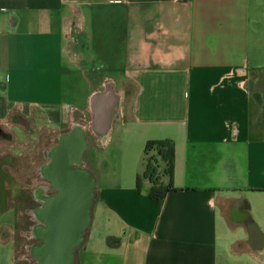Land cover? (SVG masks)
Listing matches in <instances>:
<instances>
[{
    "label": "crops",
    "instance_id": "crops-1",
    "mask_svg": "<svg viewBox=\"0 0 264 264\" xmlns=\"http://www.w3.org/2000/svg\"><path fill=\"white\" fill-rule=\"evenodd\" d=\"M1 126L53 143L29 197L56 151L64 167L83 148L71 167L94 198L71 264H264V0H0ZM164 140L177 191L156 200L145 147ZM4 160L0 264H42L41 216L10 236L21 188Z\"/></svg>",
    "mask_w": 264,
    "mask_h": 264
},
{
    "label": "water",
    "instance_id": "water-1",
    "mask_svg": "<svg viewBox=\"0 0 264 264\" xmlns=\"http://www.w3.org/2000/svg\"><path fill=\"white\" fill-rule=\"evenodd\" d=\"M53 160L54 163L57 162V159L54 157ZM71 162L72 160L68 159L64 167H59L62 169L61 172L59 171L61 174L59 176L62 179V191L66 193L64 196H74L75 201L73 203L76 204L77 210L76 208H72V206H67L70 202L69 200L64 202L65 206L61 205L57 217L59 224H55L49 233L52 239L41 251L38 250L40 253L48 247V250H51L54 264H67V260L72 258L73 251L82 241L83 232L87 228L90 219L91 199H89V195L93 177L88 172L82 173L84 175L81 176L78 170L72 169ZM85 212L87 215H85Z\"/></svg>",
    "mask_w": 264,
    "mask_h": 264
},
{
    "label": "rangeland",
    "instance_id": "rangeland-1",
    "mask_svg": "<svg viewBox=\"0 0 264 264\" xmlns=\"http://www.w3.org/2000/svg\"><path fill=\"white\" fill-rule=\"evenodd\" d=\"M35 133H32L28 129L15 128L11 132L5 130L4 127H0V151L7 154L3 158L9 165L8 170L13 173L14 181L13 186L21 188L20 196L29 199L28 193L25 191L26 185L29 183V169L36 161L38 163L46 161L44 158L46 148L51 147L53 143H29L30 138L35 137ZM38 138L44 139V135ZM46 146V147H45ZM36 153V154H35ZM94 156V148L86 154L88 160L92 161ZM13 206L16 207L15 221L12 224L14 229H11V237L17 239L18 243H23L24 236L28 235L30 227L29 219L26 215L21 214L19 208L25 205V201L22 198H15ZM18 209V210H17ZM15 210V209H14ZM22 235V236H21ZM29 247L21 246V252L23 255L29 253Z\"/></svg>",
    "mask_w": 264,
    "mask_h": 264
},
{
    "label": "trees",
    "instance_id": "trees-1",
    "mask_svg": "<svg viewBox=\"0 0 264 264\" xmlns=\"http://www.w3.org/2000/svg\"><path fill=\"white\" fill-rule=\"evenodd\" d=\"M175 148L169 140L151 141L145 147V169L142 178L150 183L146 194L151 199H164L169 193L176 192L173 187ZM166 180V181H165ZM139 192L143 191L138 181ZM117 242L114 238L108 239V244Z\"/></svg>",
    "mask_w": 264,
    "mask_h": 264
},
{
    "label": "flooded vegetation",
    "instance_id": "flooded-vegetation-1",
    "mask_svg": "<svg viewBox=\"0 0 264 264\" xmlns=\"http://www.w3.org/2000/svg\"><path fill=\"white\" fill-rule=\"evenodd\" d=\"M82 150L83 148L80 147V149H78L75 152L76 154L75 163L78 164L81 163L80 154ZM47 176L50 178V180L57 181V177L55 176L53 169L48 173ZM50 184H51V188L48 189L46 192H44V194L40 193L37 197H29V199L22 197L23 195L21 196L18 195L15 197V198H22L25 201V205H22L19 208V211L21 210L22 217L23 215H26L29 219V224L36 225L38 229L40 228V226H43L44 224L41 223V221L42 220L44 221V219L41 220L39 218L40 214L42 215L44 213L46 215V220H47V223L45 224L46 229L51 226L53 227L55 224H59V222H57L58 221L57 217L59 214L58 212L61 209V205L65 206L64 202H66V200H69L70 202L67 204V206H72L71 203L75 201L74 197H65L64 194L66 193L55 188L53 182H50ZM54 198L56 202L53 207L52 202ZM93 198H94V192L92 199ZM14 209L16 213V207H14ZM43 231L45 230L40 229L39 232L42 233ZM50 239L51 238H49V240Z\"/></svg>",
    "mask_w": 264,
    "mask_h": 264
},
{
    "label": "bare ground",
    "instance_id": "bare-ground-1",
    "mask_svg": "<svg viewBox=\"0 0 264 264\" xmlns=\"http://www.w3.org/2000/svg\"><path fill=\"white\" fill-rule=\"evenodd\" d=\"M54 158H58V160L57 161H59L60 160V158H61V156H63L64 155V150L63 149H59L58 151H56L54 154ZM75 159H76V154H75V152H74V154H73V160H72V162L74 161L75 162ZM55 160V159H54ZM80 161V160H79ZM55 164L56 165H53V172H54V174H55V176L57 177V181H52L53 182V184H54V186H55V188H57V189H59L60 191H62V179H60V176H59V174H60V172H61V168H59L60 166H58V164H57V162H55ZM80 164V163H79ZM81 167V166H80ZM60 171V172H59ZM86 172H88V171H86V170H84V169H80V170H78V173L79 174H81V176H83L82 175V173H86ZM89 173V172H88ZM90 174V173H89ZM61 175V174H60ZM94 188H95V185H94V180H93V178H92V184H91V192H90V195H89V199H91L92 200V194H93V192H94ZM93 190V191H92ZM74 197V196H73ZM55 198L53 199V202H52V206L54 207V204H55ZM71 205H72V208H76V204L75 203H71ZM76 210H77V208H76ZM75 210V211H76ZM77 213V212H76ZM89 213H90V211H89ZM85 215H87L86 214V212H85ZM40 216H41V218L42 219H44V222H45V224L47 223V220H46V215L43 213L42 215L40 214ZM79 217V216H78ZM86 217V216H85ZM52 226L50 227V229L48 230V231H43L42 233H41V235L42 236H46V238H47V240H49V238L51 237V235L49 236V233H50V230H52ZM45 233H46V235H45ZM51 239H52V237H51ZM50 239V240H51ZM49 240V241H50ZM77 243V242H76ZM75 243V244H76ZM41 251V250H40ZM43 254V255H42ZM39 255H41L40 256V259H41V261H42V264H54V260H53V256H51V250L49 249L48 250V247L47 248H45V249H43L42 250V252L39 254ZM71 259L72 258H69L68 260H67V264H71ZM65 264V263H64Z\"/></svg>",
    "mask_w": 264,
    "mask_h": 264
}]
</instances>
